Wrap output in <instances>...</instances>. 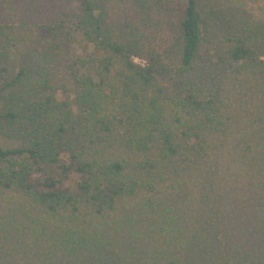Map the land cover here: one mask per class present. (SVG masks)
Listing matches in <instances>:
<instances>
[{"label":"trees","instance_id":"16d2710c","mask_svg":"<svg viewBox=\"0 0 264 264\" xmlns=\"http://www.w3.org/2000/svg\"><path fill=\"white\" fill-rule=\"evenodd\" d=\"M107 1L80 0L73 16L86 52L73 95L24 89L23 70L0 91V120L26 142L0 147V264H264V195L259 253L230 244L221 195L227 177L264 194V141L223 152L213 134L233 76L264 96L263 27L219 0H180L173 67L153 2L113 24ZM7 34L0 24V43ZM263 126L259 115L252 128Z\"/></svg>","mask_w":264,"mask_h":264},{"label":"rangeland","instance_id":"374dc122","mask_svg":"<svg viewBox=\"0 0 264 264\" xmlns=\"http://www.w3.org/2000/svg\"><path fill=\"white\" fill-rule=\"evenodd\" d=\"M151 1L153 12L158 23L161 24V38L166 44L165 59L174 67L179 61L182 47V41H178L177 26L180 0ZM204 1L205 4L215 2ZM219 1L236 10L243 20L248 18L252 25H261L264 31V0H231L232 6L226 0ZM79 2L80 0H0V24L5 26L9 33L6 42L0 43V55L5 57L0 60V91L6 83L16 77L19 71L23 70L24 77L20 86L24 89L31 83L48 81V87L57 89L59 94L63 92L66 97L74 94V85L70 78L72 66L86 53L72 26V19L78 12ZM133 4L134 0H108L106 4L108 20L113 24L124 21L132 14ZM229 10L223 9L221 12L226 13ZM61 19H65V26L56 34L54 28ZM260 42L258 46L260 48L263 46L261 55L264 61V41ZM205 48L204 50L207 49ZM13 54H16V58H13ZM233 79L234 89L229 92L230 100L225 102L224 130L222 133L218 130L213 131L217 142L223 144V152L227 147L235 144H240L244 148L249 142L255 144L264 141V126L252 128L253 122L258 120L259 115L264 117V110L261 111L258 104L260 101L264 105V96H257L250 89L245 76L239 78L233 76ZM249 81L252 86L257 80L250 78ZM20 86L16 90L19 91ZM8 96H5L4 100H8ZM8 126L10 124L8 125L5 120H0V147L25 148V140L13 132L18 128L11 130L7 128ZM244 180L251 182L243 185H241L244 183L242 181L232 183L230 177L221 182L231 183L221 187L223 208L229 212L228 223H231L230 227L226 226L225 229L226 233L234 232L229 241L235 249L242 247L259 253L256 244L259 238L258 232L263 229V225L261 223L260 226L257 225L256 216L260 215L263 209L264 194L258 193L254 187V180L248 178ZM230 187L234 188L231 190ZM254 192L260 196L259 200H256ZM243 200L250 201L249 206L242 205ZM112 239L116 240L114 237Z\"/></svg>","mask_w":264,"mask_h":264}]
</instances>
